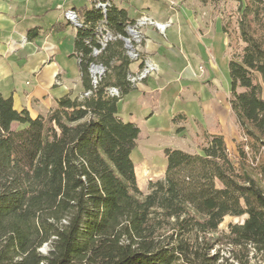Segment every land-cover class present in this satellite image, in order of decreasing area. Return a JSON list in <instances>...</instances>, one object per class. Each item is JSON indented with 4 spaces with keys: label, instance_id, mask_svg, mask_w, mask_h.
Segmentation results:
<instances>
[{
    "label": "trees",
    "instance_id": "16d2710c",
    "mask_svg": "<svg viewBox=\"0 0 264 264\" xmlns=\"http://www.w3.org/2000/svg\"><path fill=\"white\" fill-rule=\"evenodd\" d=\"M237 1L244 47L228 64L229 104L245 140L234 161L222 136H205L199 154L165 148L164 178L143 193L130 157L139 129L118 116L133 90L122 38L134 20L111 0L77 12L80 93L36 118L0 93V264H217L221 240L237 264L254 253L264 263V0ZM99 24L115 39L94 56ZM92 65L104 69L95 86ZM244 215L217 236L226 216Z\"/></svg>",
    "mask_w": 264,
    "mask_h": 264
},
{
    "label": "crops",
    "instance_id": "0c3cea01",
    "mask_svg": "<svg viewBox=\"0 0 264 264\" xmlns=\"http://www.w3.org/2000/svg\"><path fill=\"white\" fill-rule=\"evenodd\" d=\"M98 1L0 0V93L11 98L14 110L45 116L58 99L81 92L74 56L77 27L65 13L73 11L78 18V11ZM174 1L111 0L133 20L146 15L170 21L164 34L152 25L143 29L140 51L157 65V73L118 103L119 118L139 129L130 157L142 191L164 178L163 150L182 149L184 127L192 124L195 131L224 138L228 128L238 127L229 104L228 64L234 54L226 18L210 0H176L175 6ZM140 64L131 65L132 74ZM174 117L181 118L174 124Z\"/></svg>",
    "mask_w": 264,
    "mask_h": 264
},
{
    "label": "rangeland",
    "instance_id": "374dc122",
    "mask_svg": "<svg viewBox=\"0 0 264 264\" xmlns=\"http://www.w3.org/2000/svg\"><path fill=\"white\" fill-rule=\"evenodd\" d=\"M174 1V0H172ZM176 1V0H175ZM173 2L172 5H176V2ZM206 1V0H204ZM214 3H217V8L219 10V12H221L224 15V19L226 18L227 22H228V32L230 34V44H231V48L230 51L231 53H233L235 56H238L241 54L242 49L244 47V44L240 41L239 39V35H238V29H237V5H238V1L237 0H210ZM156 22V21H155ZM159 23V22H157ZM149 26V25H148ZM142 67L139 69L138 74L141 73L142 69L144 68V66L146 65L148 68V63H141ZM95 67H90V75L92 78V83L95 86L97 84V81L99 79V74L100 72L98 70H94L93 68ZM94 72V73H93ZM98 72V73H97ZM157 73V72H156ZM241 90V89H239ZM123 108H121V114L120 116L125 119L126 118V113H124L122 111ZM22 126L14 124L13 128H21ZM227 133V137L224 138V141L226 143L227 146V150L228 153L230 155V158L234 161L236 160V156H237V150H236V146L243 140H245L243 134L241 133V130L239 128V126L237 128H234V130H230L229 128L226 131ZM182 134L184 135L182 140L179 142V146L182 149L179 150H185L189 153L192 154H196V153H200L201 150V145H203L205 143V136H207L208 138H211V135H205L203 133H201L200 131H195L192 124L187 125L186 127L183 128L182 130ZM244 153L245 156L247 158V162L254 164L253 161V155H255L256 160L258 161V155L254 154L253 151H251L249 149L248 146H244ZM148 185V183H147ZM147 185L143 186V193L146 194L147 193ZM246 216H241V217H231V216H226L223 219V222L219 225L218 228V237L221 234L227 233L228 232V225L229 224H242L245 220ZM215 235V237H217ZM48 250V246H43L40 249V252L42 254H45ZM209 254L211 256L213 255H219V257H221V261L217 262V264H237L236 260L234 259L233 256V252L231 251V247L227 246L224 243V240H221L220 242H218L214 249H212ZM249 264H264L261 256L257 255V254H252L249 255Z\"/></svg>",
    "mask_w": 264,
    "mask_h": 264
},
{
    "label": "built area",
    "instance_id": "2783aa9c",
    "mask_svg": "<svg viewBox=\"0 0 264 264\" xmlns=\"http://www.w3.org/2000/svg\"><path fill=\"white\" fill-rule=\"evenodd\" d=\"M95 4H104L107 6V9L110 7V2H96ZM65 16L68 21H70L75 27H80V23L78 21V18L73 11H67L65 13ZM152 25L155 26L160 33L164 34V31L167 27L170 25V21H167L165 23H157L150 17L146 15H141L137 19L134 20V23L130 25L131 30V38H123V44L126 40H133V48L132 49H125L126 55L129 57V59L133 62L140 61L141 63H148V70L145 72V74H130L128 75V81L131 83L132 86H135L137 83L143 81L147 77L155 74L157 72V65L148 57H144L141 54L140 48L142 46V43L144 41V35H143V29L148 26ZM96 38L99 47L105 46V43H108L112 38H115L114 35L107 29L105 24H99L96 32ZM95 67V66H91ZM100 68V74L101 76L104 72V69L100 66H97ZM108 93L112 97H119V92L115 88H110L108 90Z\"/></svg>",
    "mask_w": 264,
    "mask_h": 264
},
{
    "label": "bare ground",
    "instance_id": "6f19581e",
    "mask_svg": "<svg viewBox=\"0 0 264 264\" xmlns=\"http://www.w3.org/2000/svg\"><path fill=\"white\" fill-rule=\"evenodd\" d=\"M96 7L101 9L102 12L104 13L107 6H105L104 4H96ZM123 38H131V30H130V26H128L126 28V37H123ZM123 38H122V41H123ZM115 38H112L111 40H114ZM110 40V41H111ZM107 43H105L106 45ZM105 46H100V50H97V49H94L93 51V55H97L98 53H100V51L104 48ZM124 48L125 49H132L133 48V40H126L124 41ZM147 64V63H146ZM92 66H95V65H92ZM94 70H98L100 72V68L96 67V68H93V71ZM148 68L147 66L145 65L144 68L142 69L141 73L140 74H145V72H147ZM94 73V72H93ZM98 73V72H97Z\"/></svg>",
    "mask_w": 264,
    "mask_h": 264
}]
</instances>
